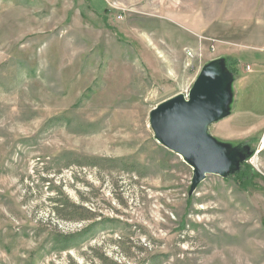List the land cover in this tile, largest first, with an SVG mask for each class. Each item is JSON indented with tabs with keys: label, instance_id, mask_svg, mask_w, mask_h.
<instances>
[{
	"label": "rangeland",
	"instance_id": "374dc122",
	"mask_svg": "<svg viewBox=\"0 0 264 264\" xmlns=\"http://www.w3.org/2000/svg\"><path fill=\"white\" fill-rule=\"evenodd\" d=\"M217 62L227 159L196 173L151 113ZM253 109L264 0H0V264H264Z\"/></svg>",
	"mask_w": 264,
	"mask_h": 264
},
{
	"label": "water",
	"instance_id": "95a60500",
	"mask_svg": "<svg viewBox=\"0 0 264 264\" xmlns=\"http://www.w3.org/2000/svg\"><path fill=\"white\" fill-rule=\"evenodd\" d=\"M217 68L228 72L219 62L211 63L196 78L186 100L175 97L151 113V126L160 144L181 155L196 173H214L227 159L225 149L216 147L204 131L207 123L228 112V91Z\"/></svg>",
	"mask_w": 264,
	"mask_h": 264
},
{
	"label": "trees",
	"instance_id": "16d2710c",
	"mask_svg": "<svg viewBox=\"0 0 264 264\" xmlns=\"http://www.w3.org/2000/svg\"><path fill=\"white\" fill-rule=\"evenodd\" d=\"M232 176H233L232 178L235 181V183H237V185L240 186L241 188H244V187H246L248 185L249 180H251L252 171H251L250 167L247 164L242 163L234 171V173H233ZM62 212H64V206H62L61 208H59V207H56L55 208V213L62 220H67L66 217H64L63 215H61Z\"/></svg>",
	"mask_w": 264,
	"mask_h": 264
},
{
	"label": "crops",
	"instance_id": "0c3cea01",
	"mask_svg": "<svg viewBox=\"0 0 264 264\" xmlns=\"http://www.w3.org/2000/svg\"><path fill=\"white\" fill-rule=\"evenodd\" d=\"M191 89V88H190ZM189 89V90H190ZM247 97H248V95H246V97L244 98V100H246L247 99ZM249 112H248V117H251L252 115L250 114V110H248ZM252 113H254V114H256V116L259 118L258 120H264V110L263 111H259V110H257V109H253V112ZM228 118H231V122H233V120H234V118L232 119V115L231 116H227ZM227 118V119H228ZM252 118L254 119L255 117L254 116H252ZM225 120V119H224ZM261 121H259L258 123H256V122H254V123H252L251 125H258L259 126V123H260ZM263 122V121H262ZM226 124V123H225ZM263 152V159H264V148L261 150V152L260 153H262Z\"/></svg>",
	"mask_w": 264,
	"mask_h": 264
},
{
	"label": "built area",
	"instance_id": "2783aa9c",
	"mask_svg": "<svg viewBox=\"0 0 264 264\" xmlns=\"http://www.w3.org/2000/svg\"><path fill=\"white\" fill-rule=\"evenodd\" d=\"M246 69L250 70V66H246ZM263 148H264V135L262 138H260L255 154H259Z\"/></svg>",
	"mask_w": 264,
	"mask_h": 264
}]
</instances>
